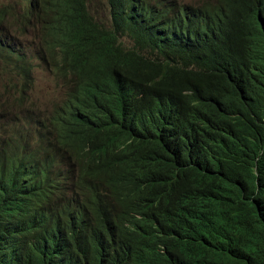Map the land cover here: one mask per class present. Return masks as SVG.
Returning a JSON list of instances; mask_svg holds the SVG:
<instances>
[{
    "label": "trees",
    "instance_id": "obj_1",
    "mask_svg": "<svg viewBox=\"0 0 264 264\" xmlns=\"http://www.w3.org/2000/svg\"><path fill=\"white\" fill-rule=\"evenodd\" d=\"M104 7L0 4L63 87L0 124V264H264V0Z\"/></svg>",
    "mask_w": 264,
    "mask_h": 264
},
{
    "label": "rangeland",
    "instance_id": "obj_2",
    "mask_svg": "<svg viewBox=\"0 0 264 264\" xmlns=\"http://www.w3.org/2000/svg\"><path fill=\"white\" fill-rule=\"evenodd\" d=\"M8 1L0 0V4ZM105 1L90 0L93 2V11L96 16L108 22V10L104 7ZM176 1L183 4H194V0ZM13 42L11 48L19 50V46H24L33 69L27 75L26 62H20L16 53L9 54L6 47L0 48V124L8 123L15 117L25 118L24 114L27 115L28 110L39 113L43 117L48 116L54 107L52 104L57 100L60 101L63 96V87L59 77L55 76L52 70L40 63L37 58L39 55L37 36L35 35L34 40L31 37L19 35ZM24 86L27 87L26 94L21 96L19 92ZM22 101H24V109L18 107ZM28 102H32L33 106L27 105Z\"/></svg>",
    "mask_w": 264,
    "mask_h": 264
},
{
    "label": "clouds",
    "instance_id": "obj_3",
    "mask_svg": "<svg viewBox=\"0 0 264 264\" xmlns=\"http://www.w3.org/2000/svg\"><path fill=\"white\" fill-rule=\"evenodd\" d=\"M33 24H34V22H33ZM30 35H29V37H31V36H34L35 37V35L38 37V35L37 34H35L34 35V33H32L33 32V28H31L30 29ZM34 37H31V38H33L34 40H35V38ZM37 46H38V49H39V44H38V40H37ZM37 58L40 60V63H43V64H45L46 66H48L44 61H43V56H42V54H41V52H40V50H39V55L37 56ZM49 67V66H48ZM50 68V67H49ZM28 115V114H27ZM29 116V115H28ZM25 116V118H23L24 119V121H25V119H26V121L27 122H31L32 121V117L31 116ZM40 123V122H39ZM40 124H42V123H40ZM56 171H61V159H60V161H59V164H58V167H57V170Z\"/></svg>",
    "mask_w": 264,
    "mask_h": 264
},
{
    "label": "bare ground",
    "instance_id": "obj_4",
    "mask_svg": "<svg viewBox=\"0 0 264 264\" xmlns=\"http://www.w3.org/2000/svg\"><path fill=\"white\" fill-rule=\"evenodd\" d=\"M234 13V12H233Z\"/></svg>",
    "mask_w": 264,
    "mask_h": 264
}]
</instances>
